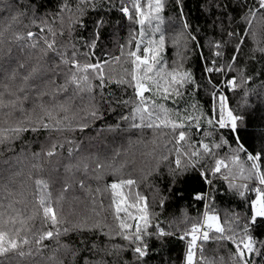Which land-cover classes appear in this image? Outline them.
Listing matches in <instances>:
<instances>
[{
    "label": "trees",
    "instance_id": "obj_1",
    "mask_svg": "<svg viewBox=\"0 0 264 264\" xmlns=\"http://www.w3.org/2000/svg\"><path fill=\"white\" fill-rule=\"evenodd\" d=\"M163 3L160 12L162 22L159 23L161 31L154 32L156 20L151 25H140L119 11L122 4L131 7V0H67V9L64 8L65 0H0V84H9L12 91L18 90L23 83L22 77L37 66L38 61L43 65L42 75L34 83L47 80H54L56 85L65 83L64 73L68 71V66L60 64L59 57L52 52L43 55L45 39L49 43L54 40L55 48L67 57L75 51L81 64L108 61L103 66L104 87H94L91 95L86 92L76 95L67 113L73 128L82 118L86 119L85 109L90 104L99 108L101 119L88 120L89 127L83 132L78 128L51 133L25 132L19 139L0 144V225L8 221L4 230H11V238H17L16 229H19L20 237L30 241L20 249L26 253L25 256L10 252L0 256V264H85L86 261L94 264L100 261L105 264H185L190 237L181 239V236L192 223L203 220L206 210L219 216L226 235L230 234V226L239 232V226L249 218L250 201L256 193L245 191V195L240 196L229 187V180L223 178L229 174L227 170L222 169V174L215 176L209 174V179L213 181L211 185L188 179V176L195 175L191 172L179 178L173 177L171 170L176 167L177 145L171 128H131L132 121L122 120L121 115L130 116L135 107L134 90L128 84H118L117 81L129 80L134 69L132 58L127 53L136 50L135 43L129 41L133 37L135 41H140V31H146L149 35L143 37L139 53L143 54L142 49L148 39L158 40L163 34L165 42L160 52V66L168 71L173 68L190 70L196 84L180 89V97L163 100L152 95L151 98L170 109L169 115L173 120L177 119V110L181 116H201L200 129L185 130L191 132L190 143L203 140L211 145L221 143V137L228 139L227 129L213 131L212 126L205 122L212 105L211 93L216 91L219 95L223 92L227 97V107L252 122L249 127L251 135L243 138L245 149L260 153L264 150V51H261L264 49V18L254 19L251 27L245 21V14L248 8L254 7V0H180L179 4L176 0H163ZM147 4L148 0H141L145 12L148 11ZM185 20L190 25L188 29L183 28ZM29 31L37 34L35 39L27 37ZM228 33L235 35L229 36ZM18 35L24 38L17 40ZM192 36L196 37L195 41ZM93 41L95 47L90 48ZM217 42L221 44L220 49L214 47ZM33 43L37 44L35 48L31 47ZM237 44H240L238 52L235 51ZM216 51H222L223 55L216 57ZM234 55L237 57L235 61L232 60ZM205 58L215 59L217 66H223L224 71L205 73ZM21 64L23 68L19 67ZM58 64L60 66L56 67ZM229 64L231 69L227 67ZM13 71L17 73L16 79L9 80ZM209 75L214 83L220 85L219 88L213 89L209 85ZM232 78H235V88L226 84ZM92 83L95 86L99 81L92 80ZM66 95L73 97V87H69ZM29 96H34V93L29 92ZM59 99L63 101L65 95L62 94ZM118 100H131L133 103L123 105L116 103ZM193 104L197 105L196 109L191 107ZM24 107L28 112L15 111L9 118L10 122L23 120L28 114L32 119L36 118L39 109L31 111V99L25 102ZM135 122L140 123L138 117ZM209 131H213V135L206 138L204 133ZM53 142L64 147L58 146V155L49 158L44 152ZM236 147L237 144L228 139V144L213 149L215 158L226 160L232 173L230 179L234 177L236 185L248 183L255 188L258 182L244 179L250 164L245 153H239L238 164L231 163L232 150ZM69 148L74 149L71 157L68 155ZM181 150H188L187 145H183ZM36 153L40 155H34ZM201 165L208 170L214 165V159L206 157ZM241 165L245 169L244 176L239 172ZM35 179H43L49 184L47 191L51 193L53 206L64 221L58 225L59 229H72L85 220L89 224L98 222L104 232H112V238L98 232L69 231L60 236L59 242L48 239L43 245H37L36 237L50 230L51 226L43 222ZM119 179L136 181L131 188L122 189L125 196L131 192L146 198L137 205L143 207L147 204L151 222L148 229L150 235L145 240L149 252L140 262L131 248H125L118 254L113 248L114 245L128 244V241L115 235L118 221L110 190H106L107 185ZM193 188L209 193L208 199L203 202L193 199ZM135 202L133 197H129V204ZM129 211L140 215L134 208H129ZM123 215L121 213L122 218ZM13 217L15 224L11 223ZM157 226L173 234L159 238L153 234L158 231ZM250 234L256 248L264 252V229H250ZM212 235H216L214 230L210 232V237ZM83 240H87L88 244L81 243ZM93 243L106 251L83 250ZM61 245L81 251L74 258ZM201 246L204 259L200 264H233L235 245L230 241H199L197 257L201 256ZM29 252L31 255L27 254ZM109 252L112 254L109 255ZM249 261L250 264H264V255L253 254Z\"/></svg>",
    "mask_w": 264,
    "mask_h": 264
},
{
    "label": "snow or ice",
    "instance_id": "obj_2",
    "mask_svg": "<svg viewBox=\"0 0 264 264\" xmlns=\"http://www.w3.org/2000/svg\"><path fill=\"white\" fill-rule=\"evenodd\" d=\"M179 4L180 0H176ZM164 7L163 0H148L147 8L148 11L145 12L141 5V0H131V7L127 4H122L119 11L128 17L130 21L140 25H151L153 20L157 21L154 32H160L159 23L162 22L160 12ZM246 7V5H245ZM64 8H68L67 0H65ZM182 11V10H181ZM258 17L264 18V0H254V7L248 8L245 14V21L251 27L252 21ZM15 20L16 17H13ZM102 24L101 22H98ZM190 25L185 20L183 21V28L188 29ZM36 33L28 32L27 37L35 39ZM55 35V33H53ZM141 36L140 41H135L133 37L129 43H135V51H129L127 53L128 57L132 58V64L134 65L133 72L130 74L129 80L117 81L118 84H128L134 90V97L136 98L134 103L135 107L132 109L130 116L121 115V119L128 121L131 128H171L174 134V140L177 147L175 148L176 158H175V169L171 170L172 175L175 178L185 176L188 173H195L194 176H188V179L199 180L203 183L211 185L213 181L209 179V174L215 176L217 174H222V169L228 171V175H224L225 180H229V187L234 189L240 196L245 195V191H254L256 196L250 201L249 208V218L245 220L242 226H239V232L235 228L229 227V233L225 234V228L220 224V218L216 214H210L209 211L203 213V220L196 223H192L191 227L185 230L181 239L190 237L187 246V252L185 254V264H200V261L204 259L202 252V246L200 248L201 256L197 257V241H208L209 239H214L216 241H230L235 245V252L233 253V264H250L249 257L253 254L264 255L260 249L256 248V242L253 236L250 234L251 230L264 229V150L260 153L248 152L243 143V138L246 135H251L249 132V127L251 125V120H246L244 116L236 115L234 111L227 107L226 101L227 97L221 92L217 95L216 91L211 93L212 105L208 110V115L205 120L206 124L212 126L213 131L217 128L219 130H228V139H231L237 144V147L233 149V155L230 157L231 163L236 165L240 162L239 153L243 152L246 155L247 161L250 162L247 168V175L244 176L245 169L241 165L239 172L241 176H244L246 181L258 182L255 188H252L248 183L242 185H236L234 177L230 179L232 175L229 164L225 159L215 158V152L213 149H219L224 144H228V139L221 137L222 142L209 143L203 142V140L196 143H190L191 132L185 129H200L201 128V116L184 115L181 116L180 112H176V120L170 118V109L166 108L163 104H158L156 100L152 99L151 96L155 95L163 100H169L173 97L182 96L180 89L184 88L186 85H195L196 81L190 70L180 71L177 68H173L168 71L165 67H162V60L160 58V52L162 51L165 37L163 34L159 36L158 40L149 38L146 46L143 47L141 52V44L144 43L143 37L149 35L143 29L140 31ZM229 36L235 35V33H228ZM22 36H17L16 39H23ZM193 41L196 40L195 36H192ZM243 43V40L240 41ZM46 45L45 49H42L43 55L47 56L49 52L54 53L59 57L60 64L68 66V71L64 73L66 79L65 83L61 85H56L54 80H47L43 83H34L35 80L41 77V65L38 61L37 66L32 67L31 71L22 77V85L17 91H12L9 84H0V144L10 143L12 140L19 139L20 136L25 132L40 133L42 131H47L49 133L63 132L66 129L69 131H75L77 128L80 132H83L89 127L88 120H99L102 118L99 108L95 104H90L86 111V119L82 118L81 122L76 125L75 128L71 126V120L67 113L71 108V100L80 93L92 94L94 87L103 88L105 84L104 76V65L108 61H97L96 63H84L81 64L77 60V53L73 51L70 57H67L64 53L59 52L55 48V41L51 43L47 39L44 40ZM36 43H33L31 47L35 48ZM89 47H95V41L89 45ZM215 48L220 49L221 44L217 42L214 45ZM240 44L236 45L235 51H239ZM264 51V49H261ZM123 54V46H122ZM87 55V54H85ZM216 57L223 55L222 51H216L214 53ZM115 59L119 60L120 57ZM207 60V58H205ZM237 57L234 55L232 60L235 61ZM60 65H56L59 67ZM23 68L24 65L19 66ZM231 69L232 65H227ZM203 71L208 74L221 73L224 71L223 66H217V61L215 59L207 60ZM17 73L15 71L8 77L9 80H15ZM92 80H98V85H93ZM163 81V83H161ZM111 82V81H109ZM208 83L213 88H219L220 85L214 83L211 75L208 76ZM227 86L232 88L236 87L235 78L228 79L226 81ZM73 87V97H67V92L69 87ZM29 92H33L34 96L30 97ZM145 93H150V96H146ZM64 94L65 99L61 101L59 97ZM33 101L32 112L39 109V113L35 119L31 118V114L25 116L23 120L10 122L9 118L13 115L15 111H20L21 113L28 112L25 109L24 104L29 100ZM94 99V97H93ZM103 99V97H102ZM118 104L127 105L133 103V101H116ZM193 109H196L197 105H191ZM64 115L61 116L60 114ZM137 117L140 123H136ZM179 121V122H177ZM111 130V129H110ZM213 131L205 132L204 136L211 137ZM71 143V141H68ZM183 145H187L188 150L182 151ZM63 148L64 145L53 142L51 143L49 149L44 152V155L51 158L58 155L56 149L57 147ZM74 149H68L69 157L72 156ZM34 155H40L36 153ZM206 157H211L214 159V165L208 169L204 170L201 161ZM167 159V157H164ZM35 167V166H34ZM86 168L87 165H84ZM98 167H103V165H98ZM199 169V171H198ZM34 184L39 190L38 203L42 210V219L45 224L51 226L50 230L42 232L35 239L37 245H43V242L48 239H55L59 242L61 235H66L69 231H76L80 233H94L98 232L104 236L112 238V232H104L101 225L97 223L89 224L88 221H82L73 226L72 229L63 228L59 229L58 225L62 224L64 221L58 216L56 208L53 206L51 199V193L47 191L49 184L43 179H35ZM136 184L135 180L132 179H119L112 182L110 185L106 186V190H110L112 205L115 207V219L118 221L117 230L115 235L121 237L123 240L128 241L127 245H114L113 248L117 252L123 251L125 248H131L138 262L142 261L144 257L148 255L149 246L145 242L146 237L150 235L148 229L150 227V218L147 211V204L145 203L143 207H138V203L141 200H146L145 197L140 196L138 193H129V196H125L122 191L123 188H131ZM244 189V190H241ZM100 191V189H97ZM209 193H204L193 188L192 198L203 202L209 197ZM129 197L135 199V203H128ZM62 198V197H61ZM163 204V201H161ZM208 205H206V208ZM129 208L136 209L140 213L139 216L133 214L129 211ZM123 213V218L121 217ZM132 221H135L133 224ZM15 218H11V223L15 224ZM8 224V221L4 222V225H0V256H4L10 252H17L19 256L23 257L26 253L20 250L24 245H28L30 241L26 237H20V230L16 229V237L11 238L9 236V231L4 230V226ZM158 231L153 233L159 238H164L166 236L172 235L173 233H167L162 228L157 226ZM214 230L216 235L210 237V232ZM81 243L87 245L88 241L83 240ZM66 251L70 252L71 255L76 258L80 249H72L68 245H61ZM84 251L95 250L106 251V249H101L95 243L91 244L90 248L85 247ZM36 251H40L39 248ZM31 255V252L27 253ZM111 255L112 253H108ZM85 264H94V262L86 261ZM95 264H105L104 261L95 262ZM214 264V262H213Z\"/></svg>",
    "mask_w": 264,
    "mask_h": 264
},
{
    "label": "built area",
    "instance_id": "obj_3",
    "mask_svg": "<svg viewBox=\"0 0 264 264\" xmlns=\"http://www.w3.org/2000/svg\"><path fill=\"white\" fill-rule=\"evenodd\" d=\"M199 241H201V240H198L197 242H199Z\"/></svg>",
    "mask_w": 264,
    "mask_h": 264
}]
</instances>
